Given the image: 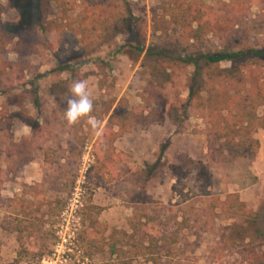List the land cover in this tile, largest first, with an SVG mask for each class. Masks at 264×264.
Segmentation results:
<instances>
[{
  "label": "rangeland",
  "instance_id": "1",
  "mask_svg": "<svg viewBox=\"0 0 264 264\" xmlns=\"http://www.w3.org/2000/svg\"><path fill=\"white\" fill-rule=\"evenodd\" d=\"M196 4L218 28L188 40ZM128 7L136 25L119 30ZM0 27V264L261 256L264 129L249 95L264 63L231 78V63L203 70L187 104L195 69L178 59L264 50V0H0ZM73 80L87 82L98 129L64 118Z\"/></svg>",
  "mask_w": 264,
  "mask_h": 264
},
{
  "label": "trees",
  "instance_id": "2",
  "mask_svg": "<svg viewBox=\"0 0 264 264\" xmlns=\"http://www.w3.org/2000/svg\"><path fill=\"white\" fill-rule=\"evenodd\" d=\"M54 1L56 2L58 9L66 7L71 2H74V0H54ZM187 11L189 13V16H191L189 22L190 29L193 24L195 23L197 24L196 30L193 31L194 36H189L187 38L188 40L195 39L197 37L195 35L197 34L212 33L217 30L218 28L217 22L214 21L215 24L213 23L211 14L207 10H205V7L202 6L201 4L200 5L196 4L194 6L192 5ZM60 18L65 19L66 17L62 15ZM118 18H115L113 23H114V27H117L119 30L124 29V31H126L128 27L131 28L132 26L136 25L135 22L133 21L132 15L130 14L129 7H128V16L126 18L121 17L122 19L120 18L118 19ZM57 19L51 22L50 25L53 27H57ZM5 35L6 32L4 31V27H0V60L2 59V61H4L3 65L5 64L7 66L6 64L7 62L5 63V59L8 56L7 47L9 42L3 40ZM139 51L141 54L143 53V49H140ZM147 55L150 56L162 55L163 57L164 53L162 52L161 54L159 52L156 54L155 52L149 51ZM178 61L184 63L185 65H190L195 69L194 76L189 82V95L187 99V104H192L195 95H199V93L195 91V87H198V84L197 82H194L196 81L194 78L201 79L203 75V70L215 71V69H218L221 63H231L232 68L226 70L223 73H225L226 77H230V78L235 77L236 74H239L243 71L242 70L243 67L244 68L248 67L247 64L255 63L254 65L258 66L257 61H263L264 63V50L248 49V50H241L239 52H227V53H218V54H213V53L198 54V55L186 56L185 58H179ZM5 72L6 70L0 68V76H3ZM203 87H204L203 84H201L199 86V91L202 90ZM251 93L252 94L249 95L250 96L249 99H252V101L249 103L255 109L260 108L262 110L261 115L259 116V118H257V123L259 125V128L264 129V83L262 82L260 83L259 81L254 82V85H252L251 88ZM245 102H248V98L244 100V103ZM245 109L246 106H244V110ZM243 113L241 114V124L246 126H251L252 124L249 121H253L254 118L249 114H246L245 112ZM120 137L121 136L119 135H115L114 138L116 139ZM166 149H167V144L161 146L160 154L157 159V162L149 169L148 175H152L158 169ZM174 223L177 222L174 221ZM177 231L178 230L175 229V234L177 233ZM257 233L259 235H262V232L260 230H257ZM262 247L264 248V245ZM253 264H264V252L261 254V256H256V259L253 262Z\"/></svg>",
  "mask_w": 264,
  "mask_h": 264
},
{
  "label": "clouds",
  "instance_id": "3",
  "mask_svg": "<svg viewBox=\"0 0 264 264\" xmlns=\"http://www.w3.org/2000/svg\"><path fill=\"white\" fill-rule=\"evenodd\" d=\"M65 102L64 118L69 125L86 117L91 128L98 129L99 121L90 115L93 110V101L90 98L85 80H73L70 83L69 95L66 97Z\"/></svg>",
  "mask_w": 264,
  "mask_h": 264
},
{
  "label": "crops",
  "instance_id": "4",
  "mask_svg": "<svg viewBox=\"0 0 264 264\" xmlns=\"http://www.w3.org/2000/svg\"><path fill=\"white\" fill-rule=\"evenodd\" d=\"M1 109V108H0ZM120 138L116 139V140H119Z\"/></svg>",
  "mask_w": 264,
  "mask_h": 264
}]
</instances>
